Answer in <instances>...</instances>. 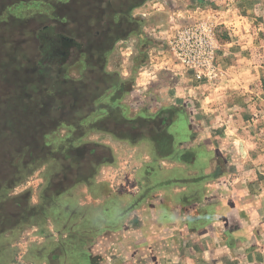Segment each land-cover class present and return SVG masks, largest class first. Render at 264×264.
Here are the masks:
<instances>
[{
  "label": "crops",
  "instance_id": "crops-1",
  "mask_svg": "<svg viewBox=\"0 0 264 264\" xmlns=\"http://www.w3.org/2000/svg\"><path fill=\"white\" fill-rule=\"evenodd\" d=\"M158 7L147 2L138 15L146 18ZM145 32L140 37L154 39L155 33ZM39 35L41 51H47L45 35ZM230 47L231 56L245 54L236 43ZM246 61H237L230 70L247 69ZM109 67L105 61L102 71L108 84L102 83L106 90L95 102L97 110L87 111L85 118L86 136L110 137L108 143H99L110 158L99 162L90 182L78 183L65 197L85 215L71 213L78 222L63 225L46 212L39 222L32 218L0 229V239L11 243L0 246V254L13 258L14 249H25L24 256L29 250L36 259L30 264H264V203L258 209L250 201L252 193L222 186L236 159L231 153L224 160L223 129L208 120L216 105L207 98L210 86L195 87L190 77L170 73V78L149 85L146 81L129 92L128 79ZM170 70L176 67L170 64ZM122 128L129 133L116 137ZM31 236L37 237L33 243ZM79 236L86 239L80 243ZM79 244L86 248L82 259L76 251Z\"/></svg>",
  "mask_w": 264,
  "mask_h": 264
},
{
  "label": "rangeland",
  "instance_id": "rangeland-1",
  "mask_svg": "<svg viewBox=\"0 0 264 264\" xmlns=\"http://www.w3.org/2000/svg\"><path fill=\"white\" fill-rule=\"evenodd\" d=\"M151 1H155L161 8L154 9V14H149L146 18L139 16V9ZM192 1H146L132 12L133 24L130 31L123 30L126 44L122 43L123 39L116 41L112 44L115 45L113 51L105 54L104 58L113 71L118 68L119 74H124L128 79L127 88L131 90L129 92H133L135 86L143 87L146 81V85H149L162 77V80L170 78V73L174 76L177 73L179 77H190L195 87L209 85L207 98L211 101L210 104L216 105L213 106L214 111L210 112L212 119L208 120L223 129L220 144L223 147L224 160L228 161L225 154L231 153H234L236 159L222 186L229 191L247 190L249 195L253 194L250 201L261 209L264 203V0H198L199 3ZM95 2L96 0H0V66L6 63L22 66L27 64L29 59L41 56V41L38 35L41 32L45 36L53 33L68 35L64 30L67 26L73 29L80 27V23L89 17L81 15L77 10L92 8ZM186 11L190 13L185 15ZM57 20L67 24L69 22V25L64 24L63 27L55 29L52 24ZM196 23H206L214 32L216 73L212 80H198L191 70L181 64L171 48L178 32L183 27ZM142 31H146L145 35L155 33L154 39L140 37ZM232 43H236L239 51H244L245 54L231 56ZM6 59L9 62H6ZM242 59H246L250 64L247 69L230 70L231 66H236V62ZM75 62L65 69L66 75L80 79V71L84 65ZM141 64L144 65L143 68ZM170 64L176 67L174 72L170 70ZM137 66H140L138 70ZM222 101L227 102L223 107L218 104ZM103 125L105 123H100L99 126ZM110 129L116 130L112 125ZM126 131L129 133L128 129L122 128L119 131L121 134L116 137H124ZM57 132L47 142L59 141L70 129L62 127ZM108 138L110 137L93 134L86 136L85 140L94 146L108 143ZM209 142L208 140L207 143ZM99 153L98 156L104 160L110 158L107 150H100ZM51 164L48 162L40 167L29 168L20 184L1 195L14 200L3 204L0 199L1 230L16 226L24 217L29 218L30 211L27 212L25 207L30 203L34 206L40 203V191L52 175ZM34 238L37 240V237L31 236L32 243ZM12 239L13 237L9 241ZM19 240L21 242L22 238ZM5 241L0 239V246H6ZM24 251L22 248L14 249L13 258L11 255L0 254V264H9L10 261L15 264H30L36 260L33 255L30 256L29 250L24 256ZM96 253H99L98 257H103V253Z\"/></svg>",
  "mask_w": 264,
  "mask_h": 264
},
{
  "label": "trees",
  "instance_id": "trees-1",
  "mask_svg": "<svg viewBox=\"0 0 264 264\" xmlns=\"http://www.w3.org/2000/svg\"><path fill=\"white\" fill-rule=\"evenodd\" d=\"M146 1L96 0L92 8L77 10L89 16L80 27L64 29L68 34L64 36L72 39V42L62 41L66 56L57 58L52 51H39L41 56L29 59L22 66L8 63L0 66L1 203L13 200L1 195L20 184L29 168L52 163V175L41 194L40 204H28L25 209L30 211L29 218L24 217L21 222L42 218L47 212L52 214L54 222L70 225L78 222V217L74 219L71 213L85 215L70 198H65L78 183L90 182L99 162L105 161L98 156L104 150L102 146L83 142L89 127L85 117L87 110H97L95 102L106 90L101 87L102 83L108 84L102 71L106 51L125 38L123 30L130 31L133 24L132 12ZM64 24L67 23L57 20L52 26L57 29ZM38 37L43 40L41 35ZM74 61L85 66L80 79L66 75L65 69ZM62 127L70 132L55 143L47 142ZM79 218L82 220L81 215ZM82 223L87 224L84 217ZM79 237L80 243L86 239ZM79 245L76 251L82 259L86 248L85 244ZM72 251L75 252L74 247Z\"/></svg>",
  "mask_w": 264,
  "mask_h": 264
},
{
  "label": "built area",
  "instance_id": "built-area-1",
  "mask_svg": "<svg viewBox=\"0 0 264 264\" xmlns=\"http://www.w3.org/2000/svg\"><path fill=\"white\" fill-rule=\"evenodd\" d=\"M171 48L181 64L191 70L198 80L215 78V36L206 23L183 27Z\"/></svg>",
  "mask_w": 264,
  "mask_h": 264
},
{
  "label": "flooded vegetation",
  "instance_id": "flooded-vegetation-1",
  "mask_svg": "<svg viewBox=\"0 0 264 264\" xmlns=\"http://www.w3.org/2000/svg\"><path fill=\"white\" fill-rule=\"evenodd\" d=\"M60 35L61 34H46V36H44V43L45 45L48 47L47 51H52L54 52V56L59 58V57H63V53L62 51H65L63 46H62V40H60ZM58 43L59 46H58ZM61 55V56H60Z\"/></svg>",
  "mask_w": 264,
  "mask_h": 264
},
{
  "label": "water",
  "instance_id": "water-1",
  "mask_svg": "<svg viewBox=\"0 0 264 264\" xmlns=\"http://www.w3.org/2000/svg\"><path fill=\"white\" fill-rule=\"evenodd\" d=\"M60 38H61L60 40H62V41H63V40H67V41H71V42H72V39H70V38H68V37H66V36H64V35H60ZM59 44H60V43H58V46H59Z\"/></svg>",
  "mask_w": 264,
  "mask_h": 264
}]
</instances>
